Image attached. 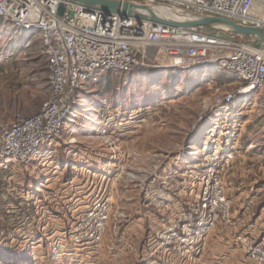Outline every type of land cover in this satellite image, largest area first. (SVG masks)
Segmentation results:
<instances>
[{
    "label": "rangeland",
    "instance_id": "obj_1",
    "mask_svg": "<svg viewBox=\"0 0 264 264\" xmlns=\"http://www.w3.org/2000/svg\"><path fill=\"white\" fill-rule=\"evenodd\" d=\"M13 26L0 16V127L34 115L51 95L39 32ZM149 64L98 73L79 91L78 117L61 138L36 161L0 168V264H256L263 94L237 97L228 117L213 120L215 111L207 115L242 81L164 59ZM228 151L220 202L211 185L205 193L203 175L210 155ZM95 232L92 248L79 245Z\"/></svg>",
    "mask_w": 264,
    "mask_h": 264
},
{
    "label": "built area",
    "instance_id": "obj_2",
    "mask_svg": "<svg viewBox=\"0 0 264 264\" xmlns=\"http://www.w3.org/2000/svg\"><path fill=\"white\" fill-rule=\"evenodd\" d=\"M117 1L165 3L264 28V0ZM62 2L0 0L1 17L14 26L39 32L51 91L49 101L40 111L0 127L1 169L38 160L41 152L61 138L68 123L78 117L79 91L96 82L98 73H127L161 59L168 62L166 67L181 69L215 65L216 70L245 85L237 95L229 94L219 100L207 117L244 94L261 92L264 96V41L259 38L253 37L251 43L221 31L172 27L118 13L92 12L73 3H66L64 15L58 16ZM209 158L203 175L205 193H209L211 185L216 198L225 202L219 164H230L233 155L228 151ZM106 219L107 215L100 217L99 230ZM99 236L95 232L90 237L78 238L77 242L92 248L91 243L99 240ZM249 256L256 264H264L262 248H250Z\"/></svg>",
    "mask_w": 264,
    "mask_h": 264
},
{
    "label": "water",
    "instance_id": "obj_3",
    "mask_svg": "<svg viewBox=\"0 0 264 264\" xmlns=\"http://www.w3.org/2000/svg\"><path fill=\"white\" fill-rule=\"evenodd\" d=\"M66 3H73L84 7L87 11H102L104 13H118L138 19L148 20L166 26L206 29L221 31L229 35L253 36L264 41V28L245 25L223 17L185 10L170 4H146L137 2H120L117 0H63L58 8V16H63ZM174 9L177 16H167L159 12L160 8ZM72 15L73 13L70 12ZM185 16H189L186 19Z\"/></svg>",
    "mask_w": 264,
    "mask_h": 264
},
{
    "label": "bare ground",
    "instance_id": "obj_4",
    "mask_svg": "<svg viewBox=\"0 0 264 264\" xmlns=\"http://www.w3.org/2000/svg\"><path fill=\"white\" fill-rule=\"evenodd\" d=\"M159 12L161 13V14H163V15H167V16H177V13L175 12V10L174 9H170V10H168V9H166V8H160V10H159ZM186 17V19L187 18H189V16H185ZM13 27H15L16 29H20V30H22L23 32H24V34L25 33H29V32H32V30H27V29H24V28H20V27H17V26H13ZM201 67H203V68H205V69H207V70H210V69H214V70H216V66L215 65H211V64H205V65H201ZM169 68V67H168ZM170 68H173V67H170ZM251 94H253V93H251ZM244 95H249V94H244ZM236 100V99H235ZM231 105L232 104H229L226 108H220V109H217V110H215V113H214V116H212V117H216V119L215 118H212L213 120H217V121H219V120H221L219 117H222V116H226V117H228V113L230 112V107H231ZM215 126H216V124L214 125V126H212V128L211 127H209L208 129L209 130H211L212 132L213 131H215ZM214 127V128H213ZM219 128V127H218ZM210 140V139H209ZM210 146H211V143H210V141H208L207 142V144H206V149H208V148H210Z\"/></svg>",
    "mask_w": 264,
    "mask_h": 264
},
{
    "label": "crops",
    "instance_id": "obj_5",
    "mask_svg": "<svg viewBox=\"0 0 264 264\" xmlns=\"http://www.w3.org/2000/svg\"><path fill=\"white\" fill-rule=\"evenodd\" d=\"M253 94H255V93H253ZM51 146H52V145H51ZM54 146H56V145H54ZM263 215H264V208H262L261 213L259 214V219H260Z\"/></svg>",
    "mask_w": 264,
    "mask_h": 264
}]
</instances>
